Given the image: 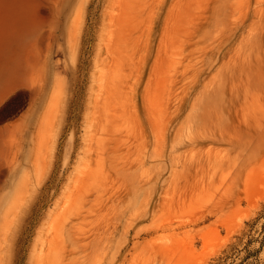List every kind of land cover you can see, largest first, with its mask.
Returning a JSON list of instances; mask_svg holds the SVG:
<instances>
[{
    "label": "rangeland",
    "instance_id": "374dc122",
    "mask_svg": "<svg viewBox=\"0 0 264 264\" xmlns=\"http://www.w3.org/2000/svg\"><path fill=\"white\" fill-rule=\"evenodd\" d=\"M0 72V264H171L201 233L215 264L263 236L264 0H0Z\"/></svg>",
    "mask_w": 264,
    "mask_h": 264
},
{
    "label": "bare ground",
    "instance_id": "6f19581e",
    "mask_svg": "<svg viewBox=\"0 0 264 264\" xmlns=\"http://www.w3.org/2000/svg\"><path fill=\"white\" fill-rule=\"evenodd\" d=\"M145 6H146V5H145ZM155 6H156V5H155ZM154 8H155V7H154ZM144 9H145V8H144ZM151 9H153V8H151ZM153 10H154V9H153ZM156 10H157V9L155 8V11H154V12H156ZM152 12H153V11H152ZM152 12H151V13H152ZM153 14H154V13H153ZM151 15H152V14H151ZM154 15H156V14H154ZM156 18H157V15H156ZM155 21H156V20H155ZM156 23H157V22H156ZM154 25H155V24H154ZM154 25H153V26H154ZM150 26H152V24H151ZM155 26H156V25H155ZM153 28H154V27H153ZM148 31H150V30H148ZM134 32H135V31H134ZM148 34H149V33H148ZM131 35H132V34H131ZM38 36H39V35H38ZM149 36H150V34H149ZM152 36H153V35H152ZM151 40H152V39H151ZM110 46H111V45H110ZM150 47H151V46H150ZM150 49H151V48H150ZM153 50H154V49H153ZM154 51H155V50H154ZM149 56H150V52H149ZM144 66H145V65H144ZM141 69H143V68H141ZM145 69H146V68H145ZM4 71H6V70H4ZM140 71H141V70H140ZM145 71H146V70H145ZM8 72H9V70H8ZM152 72H153V71H152ZM152 72H151V73H152ZM0 73H1V72H0ZM6 73H7V72H6ZM140 73H141V72H140ZM140 73H139V74H140ZM144 74H145V73H144ZM140 75H141V74H140ZM263 75H264V74H263ZM143 76H144V75H143ZM148 76H150V74H149ZM154 76H155V75H154ZM141 77H142V76H141ZM141 77H140V78H141ZM144 77H145V76H144ZM1 78H3V79H5L6 81H8V82H7V85H11V84H13L14 81H16L17 79L19 80V79L21 78V76H20V75H16V74H14V73H9V74H3V73H2ZM142 78H143V77H142ZM138 79H139V77H138ZM149 79L151 80V77H150ZM142 80H143V79H142ZM150 80H149V82L151 83ZM152 81H153V79H152ZM154 82H155V78H154ZM154 82H152L151 84L153 85ZM137 83H138V82H137ZM150 83H149V84H150ZM138 84H139V83H138ZM151 84H150V85H151ZM258 84H259V83H258ZM135 85H136V84H135ZM152 85H151V86H152ZM136 86H137V85H136ZM153 86H154V85H153ZM134 87H135V86H133V88H134ZM140 87L142 88L141 85H140ZM146 88H148V87H146ZM146 88H145V89H146ZM135 89H136V88H135ZM149 89H150V86H149ZM151 89H152V88H151ZM151 89L149 90L150 92H151ZM140 90H141V89H139V92H140ZM143 90H144V89H143ZM154 90H155V87H154V89L152 90V92H154ZM145 91H146V90H145ZM142 92H144V91H142ZM142 92H141V93H142ZM133 93H134V92H133ZM148 93H149V92H148ZM154 93H155V92H154ZM146 94H147V93H142V97H143V98L141 97V98L143 99V103H142V104H144V102H145V98L148 97ZM150 94H151V93H150ZM145 95H146V96H145ZM151 95H152V94H151ZM153 95H155V94H153ZM155 96H156V95H155ZM150 97H151V96H150ZM152 98H153V97H152ZM154 99H155V97L153 98V100H154ZM149 100H150V99H149ZM148 102H149V101H148ZM144 105H145V104H144ZM142 106H143V105H142ZM147 106H148V105H147ZM143 107H144V106H143ZM139 108H141V107H139ZM141 110H142V109H141ZM141 110H140V111H141ZM119 113H120V112H119ZM142 113H143V112H142ZM107 114H108V113H107ZM138 114H139V113H138ZM114 115H115V114H114ZM112 117H113V116H112ZM115 117H116V116H115ZM118 117H119V116H118ZM109 119H110V113H109ZM111 119H112V118H111ZM113 119H114V118H113ZM105 122H106V121H105ZM112 122H113V120H112ZM112 122H111V123H112ZM111 123H109V124H111ZM104 124H105V123H104ZM107 124H108V123H107ZM113 124H114V122H113ZM113 126H114V125H113ZM107 127L110 128V126H107ZM104 128H105V127H104ZM262 129L264 130V127H263ZM105 130H106V129H105ZM107 130H108V129H107ZM261 131H262V130H261ZM261 131H260V132H261ZM262 133H264V132H261L260 134H262ZM250 134H251V132H250ZM260 134H258L257 136H259ZM257 136H256V137H257ZM262 136H263V135L259 136V138H262ZM248 137H249V136H248ZM251 137H252V135H251ZM254 139H255V138H254ZM254 139H253V141H254ZM256 140H258V138H256ZM256 140H255V141H256ZM253 141H252V142H253ZM255 141H254V145L256 144ZM260 141H261V139H260ZM250 142H251V140H250ZM252 142H251V143H252ZM260 144H261V143H260ZM256 147H258V146H256ZM259 147H260V146H259ZM254 148H255V147H254ZM254 148L252 147L253 151L255 152L256 150H255ZM257 149H258V148H257ZM251 153H252V154H251V156H252V155H253V152H251ZM260 156H261V157H264V142H263V144H262V147L259 149V151H258V155L256 156L255 159H257V158L260 157ZM252 159H254V156H253ZM131 171H132V170H131ZM241 178H242V177H241ZM242 180H243V179H242ZM242 183H243V181H242ZM245 183H246V182H245ZM250 183H252V182H249V184H250ZM250 186H251V184H250ZM238 189H239V188H238ZM248 189H250V188H248ZM247 191H248V190H247ZM237 193L239 194V192H237ZM233 194H234V193H233ZM235 195H236V194H235ZM237 196H238V195H237ZM237 196H236V197H237ZM229 197H230V196H229ZM238 197H240V196H238ZM246 197H247V193H246V195H245V198H246ZM231 198H232V195H231ZM234 198H235V197H234ZM234 198H232V201L234 200ZM228 199H229V198H228ZM241 199H242V197H241ZM241 199H240V200H241ZM244 200H245V199H244ZM247 200H248V199H247ZM248 201H249V200H248ZM250 201H251V200H250ZM227 203H228V202H227ZM230 203H231V202H230ZM233 204H235V203H232V205H233ZM229 205H231V204H229ZM229 205H228V206H229ZM224 207L226 208V206H224ZM224 207H222V208H224ZM218 209H219V208H218ZM218 209H217V210H218ZM219 210H220V209H219ZM219 210H218V211H219ZM246 210H247V209H246ZM212 211H213V210H212ZM212 211L210 212L211 214H213ZM65 212H66V211L64 210V212H63V216H64V217L66 216L65 218L62 216V210H61V212H60L59 214H61V217H63V218H61L60 215L58 216V217H60V219H64V221H66L67 218H68V220H69V215H68L67 213H66V215H64ZM215 212H216V210H214V213H215ZM54 215H55V214H54ZM67 215H68V216H67ZM218 215H219V213H218ZM204 217H206V215H202L200 218L203 219ZM70 218H71V217H70ZM58 219H59V218H58ZM60 219H59V221H60ZM144 219H146V218H144ZM70 220H72V219H70ZM50 221H51V220H50ZM55 221H56V222H54V223H57V224H58V221H57L56 217H55ZM66 222H67V221H66ZM60 223H61V222H60ZM60 223H59V224H60ZM64 223H65V222H64ZM51 224H52V223H51ZM51 224H50V225H51ZM61 224H62V223H61ZM70 224H71V223H70ZM54 225H56V224H53V226H54ZM64 225H65V224H64ZM68 225H69V224H68ZM68 225H66V226H68ZM221 225H222V224H221ZM57 226L59 227V225H57ZM57 226H56V227H57ZM56 227H55V228L52 227L53 231H54V229H56ZM218 227H220V226L218 225ZM60 228H61V230H62V228H64L63 224H62V226L59 227V229H60ZM214 229H215V228H214ZM214 229H213V230H214ZM201 230H202V229H201ZM219 230H220V229H219ZM50 231H51V230H50ZM58 231H59V235H61L62 231H60V230H58ZM58 231H57V232H58ZM64 231H65V230H64ZM60 232H61V233H60ZM208 232H209V231H208ZM214 232H216V231L214 230ZM209 233H210V232H209ZM219 233H220V232H219ZM62 234H63V233H62ZM51 235H53V234H51ZM51 235H50V236H51ZM53 236H55V235H53ZM61 236L63 237V235H61ZM65 236H66V235H65ZM72 236H73V235H72ZM103 236H104V235H103ZM215 236H216V235H215ZM73 237H74V236H73ZM196 237H197V236H196ZM198 237H199V239H201V241H203V243L205 244V242L207 241L206 235L201 233ZM59 238H60V237H59ZM59 238H57V239H59ZM99 238H102V235H100ZM193 238H194V236H193ZM57 239H56V237H53V240H51V241H49V242H52L53 244H54V243L56 244ZM60 239H61V238H60ZM60 239H59V240H60ZM65 239H66V238H65ZM197 239H198V238H197ZM197 239H193V240L191 241V243L187 246V248L184 250V252L182 251L183 253H182L181 255L178 256V258L176 257V259H174V257L172 256L173 261H172L171 264H183V262L186 261V260H189L192 264H203V262L209 257V255L215 252L216 249H214V248L212 249V248H211L210 253H209L208 255H206V256H200V254L197 252V248H196V242H195V241H196ZM199 239H198V240H199ZM59 240H58V241H59ZM58 241H57V242H58ZM60 241H61V240H60ZM65 241H66V240H65ZM69 242H70V241H69ZM209 243H210V241H209ZM209 243H208V244H209ZM55 244H54V245H55ZM57 244H58V243H57ZM51 245H52V244H51ZM64 245H66V244L64 243ZM64 245H63V246H64ZM201 245H202V244H201ZM48 246H49L48 248H51V249L54 248V247H52L53 245L50 246V244H49ZM181 247H182V246H181ZM198 247H199V246H198ZM61 248H62V247H61ZM51 249H50V250H51ZM177 249H178V248H177ZM180 249H181V248H180ZM175 250H176V249H175ZM199 250H200V248H199ZM207 251H208V250H207ZM47 252H48V251H47ZM50 252H51V251H50ZM58 252H59V251H58ZM58 252H57V253H58ZM53 253H54V252H51V254H53ZM57 253H56V254H57ZM177 253H178V251H177ZM177 253H176V254H177ZM51 254H50V255H51ZM171 254H172V253H171ZM57 255H58V254H57ZM57 255H56V256H57ZM174 255H175V254H174ZM166 256H169V253H168V255H166ZM172 258H171V259H172ZM164 259H165V258H164ZM168 259H170V258H167V260H168ZM48 260H49V259H48ZM62 260H63V259H62ZM165 260H166V259H165ZM167 260H166V262H167ZM168 261L170 262V260H168ZM70 262H71V261H70ZM163 262H164V261H163ZM166 262H164V263H166ZM53 263H54V262H53ZM53 263H52V264H53ZM61 263H62V262H60V264H61ZM82 263H83V262H82ZM82 263H81V264H82ZM167 263H168V262H167ZM167 263H166V264H167ZM49 264H50V263H49ZM54 264H55V263H54ZM62 264H63V263H62ZM161 264H163V263H161Z\"/></svg>",
    "mask_w": 264,
    "mask_h": 264
},
{
    "label": "trees",
    "instance_id": "16d2710c",
    "mask_svg": "<svg viewBox=\"0 0 264 264\" xmlns=\"http://www.w3.org/2000/svg\"><path fill=\"white\" fill-rule=\"evenodd\" d=\"M262 231H264V224L262 227ZM256 240L260 241V246L252 248L251 246ZM263 247H264V234L261 238H259V237L250 238L243 248L238 249L240 253L243 250L246 251L245 255H243L239 261H237V259L234 258L232 261L228 262L229 258L232 255H225V256L221 255V256L215 258L213 261H216L215 264H259L258 255H259V252L262 250Z\"/></svg>",
    "mask_w": 264,
    "mask_h": 264
},
{
    "label": "crops",
    "instance_id": "0c3cea01",
    "mask_svg": "<svg viewBox=\"0 0 264 264\" xmlns=\"http://www.w3.org/2000/svg\"><path fill=\"white\" fill-rule=\"evenodd\" d=\"M42 12H43V9L41 8V3L38 5V7L37 8H35L34 10H33V15L34 16H42ZM31 14V15H32ZM10 46H15V45H10Z\"/></svg>",
    "mask_w": 264,
    "mask_h": 264
}]
</instances>
